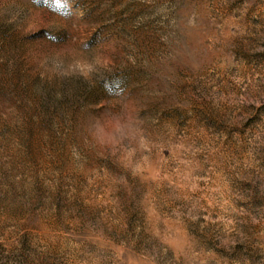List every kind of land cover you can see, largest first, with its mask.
<instances>
[{
	"label": "rangeland",
	"instance_id": "rangeland-1",
	"mask_svg": "<svg viewBox=\"0 0 264 264\" xmlns=\"http://www.w3.org/2000/svg\"><path fill=\"white\" fill-rule=\"evenodd\" d=\"M0 264H264V0H0Z\"/></svg>",
	"mask_w": 264,
	"mask_h": 264
}]
</instances>
